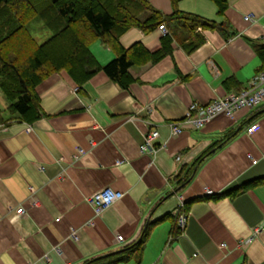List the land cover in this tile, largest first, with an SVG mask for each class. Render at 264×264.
Returning <instances> with one entry per match:
<instances>
[{
  "label": "crops",
  "instance_id": "1",
  "mask_svg": "<svg viewBox=\"0 0 264 264\" xmlns=\"http://www.w3.org/2000/svg\"><path fill=\"white\" fill-rule=\"evenodd\" d=\"M147 1L171 13L169 0ZM177 9L223 29L201 30V44L189 52L172 40L165 54L127 69L126 87L102 70L80 86L53 72L34 88L38 115L30 122L14 118L0 92V264H79L135 241L148 219L157 222L138 253L112 264H264V231L243 243L264 216V102L177 135L168 128L190 103L236 92L264 67V50L257 52L264 0H226L221 14L210 0H179ZM247 13L254 21L242 19ZM162 34L130 27L118 42H138L153 55ZM89 50L100 66L114 57L98 40ZM150 129L158 132L156 150L139 152ZM206 150L187 183L176 186L181 168ZM251 181L232 197L210 198ZM104 186L122 195L95 212L85 198ZM175 213L185 221L172 236L163 216Z\"/></svg>",
  "mask_w": 264,
  "mask_h": 264
},
{
  "label": "trees",
  "instance_id": "2",
  "mask_svg": "<svg viewBox=\"0 0 264 264\" xmlns=\"http://www.w3.org/2000/svg\"><path fill=\"white\" fill-rule=\"evenodd\" d=\"M179 0H169L172 10L165 15L147 0H0V92L8 103V111L14 118L30 122L38 115V99L35 86L53 72L63 70L77 85H81L99 70L121 87L131 81L127 69L147 59H155L169 51L172 40L187 52L201 44V30H222V22H215L197 14L177 9ZM221 14L226 0H210ZM38 17L51 33L41 43L31 35L28 22ZM159 24L165 27L161 36V48L155 54H147L143 46L135 42L122 47L119 35L130 27L143 33L154 30ZM231 35V32H228ZM227 37V34H225ZM100 41L114 57L100 66L89 50V44ZM264 50L257 48V52ZM229 135L224 137L227 139ZM209 153H201L188 167L181 168L176 186L183 187L193 168ZM253 181L228 188L211 199L232 197L251 185ZM196 199H207L199 197ZM188 203L182 204V210ZM181 210V209H180ZM177 214H166L170 219L171 234L177 235ZM157 220H146L137 239L113 253L91 257L79 264H112L126 260L141 249L150 227Z\"/></svg>",
  "mask_w": 264,
  "mask_h": 264
},
{
  "label": "built area",
  "instance_id": "3",
  "mask_svg": "<svg viewBox=\"0 0 264 264\" xmlns=\"http://www.w3.org/2000/svg\"><path fill=\"white\" fill-rule=\"evenodd\" d=\"M242 19L247 22L254 21L252 14L247 13L242 16ZM157 28L165 32V28L162 24H159ZM264 102V67L258 70L247 82V84L236 92L226 93L223 96L213 99L205 104L190 103L180 117V119L171 121L168 123L169 132L171 135H177L183 126L189 125L192 128L199 129L205 124L210 122L217 115H222L226 118H232L233 114L241 109H254L260 106ZM256 127L255 123L250 124L245 128L246 132H250ZM158 132L155 129L146 131L142 136V142L138 146L139 152H155L156 139ZM178 160V157L175 158ZM254 162V160H252ZM121 192L114 190L109 186H104L97 191L93 192L85 198V201L92 206L95 212H98L102 208L107 207L114 201L121 197ZM24 210L22 206L15 209V213L18 215L23 214ZM185 221L184 214H177L176 226L178 228L183 227ZM264 231V216L259 226L252 228L250 236L243 242H247L255 237L259 232ZM122 236L116 235L115 241L121 242ZM55 250H57L55 248Z\"/></svg>",
  "mask_w": 264,
  "mask_h": 264
},
{
  "label": "rangeland",
  "instance_id": "4",
  "mask_svg": "<svg viewBox=\"0 0 264 264\" xmlns=\"http://www.w3.org/2000/svg\"><path fill=\"white\" fill-rule=\"evenodd\" d=\"M36 3H40L43 0H34ZM28 28L37 43L44 41L49 35L50 31L43 26L41 20L38 17H32L28 22Z\"/></svg>",
  "mask_w": 264,
  "mask_h": 264
}]
</instances>
